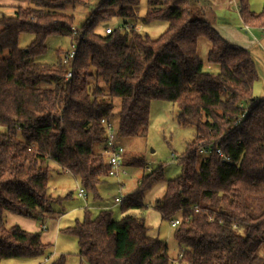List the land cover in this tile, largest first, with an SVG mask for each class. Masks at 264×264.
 I'll return each instance as SVG.
<instances>
[{
  "label": "trees",
  "instance_id": "1",
  "mask_svg": "<svg viewBox=\"0 0 264 264\" xmlns=\"http://www.w3.org/2000/svg\"><path fill=\"white\" fill-rule=\"evenodd\" d=\"M14 1V14L0 19V264L44 256L53 246L42 239L45 222L58 213L48 191L50 162L97 195L110 176L102 119H116L123 145L146 135L156 99L175 103L178 122L195 129L180 158L182 173L167 180L162 166L148 169L119 204L120 219L110 209L94 216L87 206L83 219L62 231L76 237L87 264H264V98L253 93L258 71L251 51L217 31L207 1L101 0L79 28L73 10L86 0ZM238 6L247 27L264 28V6L260 12L249 0ZM114 17L167 27L157 37L118 28L106 33L108 24L97 30ZM25 33L33 38L20 46ZM53 35L71 39V66L61 49L56 63L35 60ZM124 153L125 167L146 168L145 156L124 160ZM161 181L166 188L155 207L166 219L180 214L177 258L139 214L146 192ZM9 213L44 226L26 230L9 223ZM49 255L40 264H67L66 255L53 261Z\"/></svg>",
  "mask_w": 264,
  "mask_h": 264
},
{
  "label": "rangeland",
  "instance_id": "2",
  "mask_svg": "<svg viewBox=\"0 0 264 264\" xmlns=\"http://www.w3.org/2000/svg\"><path fill=\"white\" fill-rule=\"evenodd\" d=\"M101 0H86V4L77 5L73 10L76 15V27H80L91 11L97 9ZM251 8L260 12L264 6V0H249ZM19 2L14 0H0V19L3 15H13L15 5ZM93 6V7H92ZM121 22L120 17H114L111 20L102 23L98 31L102 32L104 25L114 26ZM138 30L157 37L166 30L167 23L163 21H153L148 24L139 23ZM107 27V26H106ZM106 29V28H105ZM254 36L264 43V32L260 29H253ZM250 35V34H249ZM251 39L253 38L250 35ZM30 34H22L20 46H25L32 40ZM204 42V41H203ZM47 49L45 53L38 55L35 60L42 63H56L62 52L72 50L73 44L69 37L53 35L47 39ZM206 42L201 43L200 53L203 58L206 57ZM251 51V50H250ZM8 53L4 51L3 55ZM253 60L257 67L258 79L253 85L254 95L264 97V50L260 45H255L251 51ZM218 68L216 65L206 63V69ZM178 108L175 103L156 99L150 104L148 131L144 136L124 139L123 145L126 149L124 160L130 156H145L146 168L137 166H126L127 174L121 175L120 178L108 176L98 186L97 195L87 193V204L77 196V189L82 186L77 184L73 175L62 171L54 162H50V175L48 181V191L53 197V209L60 214V228L65 229L72 226L76 220H82L85 213V207H89L92 215L96 216L100 209L112 210L114 219L121 218V207L115 203L116 197H125L138 184L139 177L146 173L148 169L152 170L162 166L163 176L165 179H173L182 173V164L180 158L184 154L188 142L195 137V129L192 126H183L178 122ZM117 127L116 119L113 120ZM0 130L4 131L5 128ZM166 181H161L153 185L145 195V208L139 211L145 219L146 224L150 227V233L165 240L168 246L170 257L177 258L179 251L178 243L174 237L176 227L171 225V220L180 218V214L174 215L171 219L163 218L155 203L159 197L164 194ZM58 252H55L51 261L64 254L67 257V264H86L79 255L78 241L75 236L61 230L55 242H53ZM53 251L50 249L44 256L7 258L2 264H40L44 262L46 256Z\"/></svg>",
  "mask_w": 264,
  "mask_h": 264
},
{
  "label": "crops",
  "instance_id": "3",
  "mask_svg": "<svg viewBox=\"0 0 264 264\" xmlns=\"http://www.w3.org/2000/svg\"><path fill=\"white\" fill-rule=\"evenodd\" d=\"M206 1L208 4L207 6H208L209 17L212 19L214 27L224 38L242 47L248 48L251 51L255 45H260L261 48L264 50V43L258 40L253 34L254 28H249V27L247 28V26L244 24L241 18V15L239 13V9H238L239 7L238 0H206ZM260 30L263 31V29H260ZM249 34L253 36L252 39ZM261 98H264V97H261ZM62 171L69 173L68 171L63 170V169ZM74 179L79 185V181L75 177ZM77 196L80 197L87 204V201H88L87 197L86 199L81 197L78 194V189H77ZM60 219H61V216L58 213L49 216V219L45 222L46 230L42 232L43 241L49 242L53 245L50 248L53 250L50 252V255H49L51 256V258L55 252H58L53 242H55L59 233L62 230L60 228V225H61V222L59 221ZM8 222L18 223L24 229L29 230V231H40L42 226H44V224L38 223L37 221L33 219L22 217V216L12 214V213L8 214ZM45 259H44V262H45Z\"/></svg>",
  "mask_w": 264,
  "mask_h": 264
},
{
  "label": "built area",
  "instance_id": "4",
  "mask_svg": "<svg viewBox=\"0 0 264 264\" xmlns=\"http://www.w3.org/2000/svg\"><path fill=\"white\" fill-rule=\"evenodd\" d=\"M140 27L139 24L134 23V22H129V23H119L114 26H107L105 31L106 33H110L113 29L118 28L120 30H138ZM248 28V27H247ZM75 34L78 32L75 27H73ZM264 31V28H263ZM76 55V48L73 46L72 50L68 51L64 56H63V63L65 65L71 66L74 58ZM72 76V71H69L67 74V79ZM103 124L105 125L106 129V140H105V149L103 151V154L106 158V162L110 166L109 168V175L110 176H115L116 178H120L121 175H126L127 170L125 166L123 165L122 161V155L124 153L125 148L121 144L120 140L117 137V129L114 125L113 122L108 121L107 119H102ZM202 152L206 151V148L203 146L201 149ZM217 153L218 155L224 160L229 162L230 161V156L227 155L222 148H217ZM78 194L86 199L87 194L83 186L78 187ZM123 198L117 197L115 198V202L117 204H120ZM172 226H177L180 223L179 218H174L171 221ZM50 258H46L45 262H47Z\"/></svg>",
  "mask_w": 264,
  "mask_h": 264
}]
</instances>
